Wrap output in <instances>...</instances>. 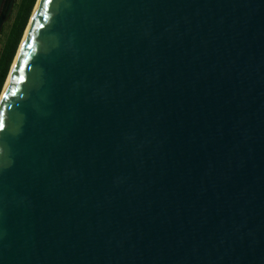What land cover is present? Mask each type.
Wrapping results in <instances>:
<instances>
[{
    "label": "water",
    "instance_id": "1",
    "mask_svg": "<svg viewBox=\"0 0 264 264\" xmlns=\"http://www.w3.org/2000/svg\"><path fill=\"white\" fill-rule=\"evenodd\" d=\"M19 46L0 264H264V0H36Z\"/></svg>",
    "mask_w": 264,
    "mask_h": 264
},
{
    "label": "trees",
    "instance_id": "2",
    "mask_svg": "<svg viewBox=\"0 0 264 264\" xmlns=\"http://www.w3.org/2000/svg\"><path fill=\"white\" fill-rule=\"evenodd\" d=\"M35 3L36 0H17L13 5L10 23L0 47V93Z\"/></svg>",
    "mask_w": 264,
    "mask_h": 264
},
{
    "label": "rangeland",
    "instance_id": "3",
    "mask_svg": "<svg viewBox=\"0 0 264 264\" xmlns=\"http://www.w3.org/2000/svg\"><path fill=\"white\" fill-rule=\"evenodd\" d=\"M16 1H17V0H15V2H16ZM15 2H14V3H15ZM12 13H13V7H12V11H11L10 16H9L8 19L5 20V21L3 22V24H2V28H1V31H0V47H1V44H2L3 39H4V33L7 31L8 25H9V23H10L9 18L11 17ZM2 30H4V31H2Z\"/></svg>",
    "mask_w": 264,
    "mask_h": 264
},
{
    "label": "snow or ice",
    "instance_id": "4",
    "mask_svg": "<svg viewBox=\"0 0 264 264\" xmlns=\"http://www.w3.org/2000/svg\"><path fill=\"white\" fill-rule=\"evenodd\" d=\"M48 3H49V0H44V6L45 7H47ZM28 46L31 47V44H29ZM5 99H7V94H5ZM2 127H3V124H0V128H2Z\"/></svg>",
    "mask_w": 264,
    "mask_h": 264
},
{
    "label": "bare ground",
    "instance_id": "5",
    "mask_svg": "<svg viewBox=\"0 0 264 264\" xmlns=\"http://www.w3.org/2000/svg\"><path fill=\"white\" fill-rule=\"evenodd\" d=\"M19 49H20V46H19ZM19 49H18V51H17V54H18V52H19ZM7 80H8V77H7ZM7 80H6V82H7ZM6 84V83H5ZM2 93V92H1Z\"/></svg>",
    "mask_w": 264,
    "mask_h": 264
}]
</instances>
